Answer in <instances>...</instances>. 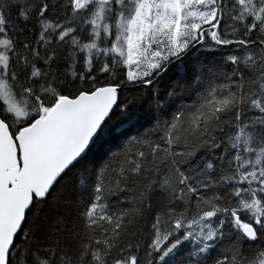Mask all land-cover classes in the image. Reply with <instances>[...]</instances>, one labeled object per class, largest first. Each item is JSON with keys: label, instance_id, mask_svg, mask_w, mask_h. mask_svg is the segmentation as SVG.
I'll return each instance as SVG.
<instances>
[{"label": "snow or ice", "instance_id": "1", "mask_svg": "<svg viewBox=\"0 0 264 264\" xmlns=\"http://www.w3.org/2000/svg\"><path fill=\"white\" fill-rule=\"evenodd\" d=\"M0 264H264V0H0Z\"/></svg>", "mask_w": 264, "mask_h": 264}]
</instances>
